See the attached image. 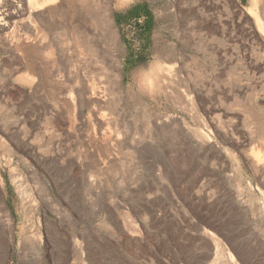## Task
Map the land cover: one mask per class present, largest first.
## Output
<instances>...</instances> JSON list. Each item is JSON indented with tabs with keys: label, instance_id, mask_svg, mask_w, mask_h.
Segmentation results:
<instances>
[{
	"label": "rangeland",
	"instance_id": "obj_1",
	"mask_svg": "<svg viewBox=\"0 0 264 264\" xmlns=\"http://www.w3.org/2000/svg\"><path fill=\"white\" fill-rule=\"evenodd\" d=\"M101 1H57L46 22L39 23L34 15L40 11L30 14L20 10L15 26L5 33V43L0 41V196L14 223L13 230L0 224V264H226L222 251H214L203 232L211 233L229 249L231 245L238 264H264V129L256 131L264 121V46L250 45L249 37L254 35L246 34L247 24L254 28L253 19L259 17L257 8L264 0H214L215 6L210 0H110L117 46L107 45L104 29L93 20ZM2 3L9 10L8 1ZM27 22L33 28H28ZM26 28L45 36L41 44L45 51L39 55L42 64H37L45 67L49 77L38 87L27 81L23 71L4 81L10 52L32 53L33 42L21 37ZM74 31L80 32L75 35L85 42L93 37L96 51L76 45ZM254 37H259L256 31ZM172 46L183 56L176 69L167 71L166 78L161 75L173 66L167 60ZM112 57L121 64L120 82ZM167 80L168 85L164 83ZM5 87L12 101L4 100ZM92 87L104 102L94 109L82 101L84 92ZM164 88L182 97L192 94L200 108L199 120L215 114L221 126H231L233 136H227L228 142L224 138L223 143L219 141L216 136L222 134L212 128L214 124L209 133L185 107L174 104ZM67 90L74 92L71 97ZM198 98L216 112L208 108L205 113ZM70 100H75V106ZM54 115L80 118L74 129L70 128L68 139L54 135L62 132H51ZM174 119L187 124L191 133L199 128L210 134L212 145L223 149L227 163L221 174L211 156L198 159L184 143L181 146ZM163 124L168 126L161 130L158 126ZM100 130L104 133L101 138ZM114 131L124 133V137L119 134V153L107 146ZM83 133L94 137L90 136L93 146L88 147L86 141L82 144L87 138ZM75 136L78 139L74 140ZM257 153L262 172L256 175L246 159ZM164 161L178 166L177 184L165 176ZM29 169L41 179H32ZM12 174L31 190L40 184L43 198L32 190L38 203L33 209L21 203ZM191 189L201 190L203 201L212 194L213 201L203 209L204 202L197 206L189 203ZM71 228L76 230L73 233L81 256L73 254L67 241L65 259V246L59 242ZM33 235H39L43 252L31 244Z\"/></svg>",
	"mask_w": 264,
	"mask_h": 264
},
{
	"label": "bare ground",
	"instance_id": "obj_2",
	"mask_svg": "<svg viewBox=\"0 0 264 264\" xmlns=\"http://www.w3.org/2000/svg\"><path fill=\"white\" fill-rule=\"evenodd\" d=\"M2 1L4 2V1H8V4H9V10L8 9H4L3 8V6L2 5H4L3 3H2ZM15 0H0V41L1 42H4L5 43V41H6V36H5V33L7 32V31H9L11 28H13L14 26H15V20L18 18V16H20L21 14H20V10H22V11H26L27 13H32V12H36V11H40L37 15H34V18H35V21L37 22V23H39L40 22V20H45V22H46V19H47V17L50 15V13L53 11L52 10V8H50V7H53V5H55V2H57V1H62V0H42L41 2H38L37 0H23L22 2H18V3H16V2H14ZM217 1V0H216ZM219 1V0H218ZM220 1H222V0H220ZM225 0H223V2H224ZM234 1V0H233ZM235 1H237V0H235ZM102 2V6L100 7V11L98 10V12H97V15L95 16L94 15V19L93 20H95V21H97L98 22V24H99V26L100 27H102L103 29H104V31H105V37H106V43H107V45L109 46H111V45H113V46H117V45H119V37H118V33H117V28H116V25H115V23H114V17H113V12H112V8H111V4H110V0H102L101 1ZM210 2H211V4H212V6L214 5L215 6V3L216 2H214V0L212 1V0H210ZM254 2H255V0H254ZM1 3H2V5H1ZM58 3V2H57ZM89 3V2H88ZM87 3V4H88ZM217 3H219V2H217ZM90 4V3H89ZM202 4V3H201ZM221 4H222V2H221ZM219 5V4H218ZM90 6V5H89ZM92 6V5H91ZM237 6V5H236ZM259 6V5H258ZM93 7V6H92ZM91 7V8H92ZM63 8V7H62ZM198 8V7H197ZM88 9V8H87ZM258 9V14H259V17H254V28L253 27H251V26H249L248 24L246 25V34H248V35H254L255 36V31L258 33V35H259V37L258 38H255L254 36L253 37H249L250 38V40H251V42H249L250 43V45H253L254 46V44H255V42L256 43H258V44H260L259 46H261V45H263L264 46V5H261V6H259V8H257ZM52 10V11H51ZM94 10V9H93ZM198 10V9H197ZM88 11V10H87ZM198 11H200V10H198ZM238 11H240V10H238ZM238 11H237V13H238ZM92 12H94V11H91V14H93ZM202 12V11H201ZM241 12V11H240ZM239 12V13H240ZM236 13V12H235ZM239 13L237 14V15H239ZM243 14V13H242ZM242 14H240V15H242ZM236 15V14H235ZM82 17V16H81ZM85 17V16H84ZM49 19V18H48ZM242 19V18H241ZM44 20H43V22H44ZM222 21V20H221ZM213 22H215V21H213ZM216 23H217V21H216ZM219 23V22H218ZM216 24V26H217V28H219L218 26H219V24ZM231 23H233V21L231 22ZM235 23V22H234ZM27 26H28V28H33V24L31 23V22H27ZM97 24V23H96ZM246 24V23H245ZM206 25V24H205ZM214 25V24H213ZM41 26V28H42V30L44 29H46L45 27H43V24H41L40 25ZM233 26V25H232ZM235 26V25H234ZM215 27V26H214ZM28 28H26V31L25 32H23L22 33V38H23V40H25V41H31V42H33V46H32V53L29 55V56H24V55H22L21 53H19V52H10V66L8 67V69L7 70H4V72H5V76H4V81H5V83H7V81H8V79H10V77L12 76V75H14V74H17V73H20L21 71H23L24 73H25V75H26V78H27V81L31 84V85H35V87H38V86H40V84L44 81V78L45 77H49V75H47V74H45V67H41L39 64H37V63H41L42 64V60L41 59H39L40 57H42L43 55V53H44V51H45V48H43V47H45V46H41V44H42V41L44 40V38H45V36L43 35V34H41V35H36V34H34L33 33V31H30ZM73 28V27H72ZM221 29H222V27H220ZM28 29V30H27ZM74 29V28H73ZM79 29V28H78ZM234 29V28H233ZM41 30V31H42ZM95 30V29H94ZM81 31V30H80ZM220 31H222V30H220ZM42 33H44V32H42ZM75 33H80V32H76V31H74V35L72 36L73 37V41H75L76 43V45H80V46H85V48L87 49V50H89V51H92V52H95L96 51V49H95V46L96 47H98V45L96 44V42H95V39H93V37L92 38H90V39H88V40H86V42L84 41L85 40V38H82V39H84L83 41L81 40V38L79 37L80 35H75ZM233 33V32H232ZM81 34V33H80ZM85 34V33H84ZM87 35V34H86ZM87 37V36H86ZM230 37V36H229ZM236 37V36H235ZM89 38V37H88ZM232 38V37H231ZM255 38V39H254ZM98 41V40H97ZM102 40L101 39H99V41L97 42L98 44H100V42H101ZM74 44V43H73ZM258 44H256L255 46H258ZM47 49V48H46ZM116 50V49H115ZM87 53H88V51H87ZM89 54V53H88ZM87 54V55H88ZM92 54V53H91ZM90 54V55H91ZM39 55H42V56H39ZM181 55L182 54H180V52L178 53L176 50H175V48H174V46H172V48H171V51H170V53L168 54V56H167V60L168 61H170L172 64H173V66H171V68L169 67L167 70H165V72H163V75H161V76H164V75H166V73H167V71H172V70H174V69H176L175 67L177 66V64L178 63H180L181 62ZM264 55V54H263ZM183 56V55H182ZM227 56V55H226ZM116 58V57H115ZM233 58V57H232ZM112 63L115 65H113L114 66V68H115V72H116V78L118 79V81L120 80V78H119V74L121 73L120 71V61H119V59H114L113 57H112ZM255 60V59H254ZM250 61V60H249ZM248 61V62H249ZM257 61V60H256ZM253 62V61H252ZM249 64H251V62H249ZM257 65V64H256ZM263 65V64H262ZM43 66V65H42ZM51 71V70H50ZM162 73V72H161ZM165 73V74H164ZM173 73V72H172ZM255 73V72H254ZM52 76V75H51ZM54 77H56V76H54ZM164 77H166V76H164ZM34 78H36V81L34 80ZM162 79H163V77H161ZM167 78V77H166ZM163 80H165V79H163ZM117 81V80H116ZM120 82V81H119ZM159 82V81H158ZM161 82H164V81H161ZM160 82V83H161ZM164 83H166L167 85H168V80H167V82H164ZM164 87H166L165 86V84H164ZM167 88V87H166ZM92 89V90H91ZM90 90H87V91H85L84 92V94H83V99H82V101H84L83 103H85L86 105H89V106H91L92 108L93 107H95V106H98V105H102L104 102H103V100H100V96L98 95V94H96L95 93V90L93 89V87L91 88ZM85 90V89H84ZM83 90V91H84ZM167 90H168V88H167ZM165 88H164V91L166 92V95L168 94V97H169V99L171 100V101H173V103L175 104H177L178 106L179 105H181V106H183V107H185L186 108V111L188 110L189 111V113L190 114H188V115H191L190 117L192 118V119H196V120H199V115H198V110L200 109H198L197 108V105H196V103H195V98H194V96L192 95V94H187V93H185L184 92V94H187L188 96L187 97H182L180 94H175L176 93V91H175V93H172V92H169V91H167ZM68 91V90H67ZM71 90L70 91H68L67 92V96H69V97H71ZM97 92V91H96ZM182 92V91H181ZM72 93H74V92H72ZM183 94V93H182ZM228 94V93H227ZM233 94V93H232ZM76 95V94H75ZM196 97H197V95H195ZM236 96V95H235ZM4 100H10V101H12V99H11V96H10V94L8 93V90H7V87H5V93H4ZM236 98V97H235ZM71 99V98H70ZM97 99L98 100H100V101H97ZM184 99V102L182 101ZM203 99H204V97H203ZM199 100H202V99H199L198 98V101L197 102H200ZM234 100V99H233ZM71 101V100H70ZM75 102V100H72L71 102H72V104L74 105V102ZM204 103H206V102H204ZM203 103V100H202V104H200L202 107V109L203 110H205V113L207 112L206 111V109H213V108H210V107H207L206 106V104H204ZM235 103H236V101H235ZM77 104V103H76ZM208 104V103H207ZM104 105V104H103ZM205 105V106H204ZM75 106V105H74ZM238 106V105H237ZM99 107V106H98ZM212 107H213V105H212ZM180 108H182V107H180ZM219 108V107H218ZM94 109V108H93ZM182 109H184V108H182ZM217 109V108H216ZM238 109V108H237ZM185 110V109H184ZM203 110H201V111H203ZM213 112H216L215 111V109H213L212 110ZM228 111V110H227ZM188 113V112H187ZM204 113V114H205ZM208 114V113H207ZM206 114V115H207ZM229 114V113H228ZM211 115V116H210ZM223 115V114H222ZM224 116V118L225 117H227V115H223ZM94 117H96L95 115H94ZM98 117V116H97ZM230 117V116H229ZM228 117V118H229ZM202 117H200V122H202V124H203V126L206 128V130L208 131H210L211 132V129H210V125L211 124H214L215 126L214 127H212V128H215L216 129V131L218 130L219 132H221V134L222 135H219L218 134V136H216V138L219 140V141H221L222 143H223V139L222 138H224V139H226V141L228 142V139H227V136H228V138H229V136H230V138L233 136V135H231L229 132H231V130L229 129L230 127L229 126H227V127H223V126H221V119L219 118V116H217V115H213L212 113H210L209 114V117H206V118H202ZM251 118H252V120H255V121H257V119L253 116V114H251ZM100 119V118H99ZM226 119V118H225ZM234 119V118H233ZM22 120V119H21ZM79 121L80 120V118H77V119H74V118H64V117H62V116H58V115H54V116H52L51 117V119H50V122H51V125H52V127H51V132H53V133H58V132H62V133H60V134H54L55 136H57V137H60L61 138V136H63V137H65V139H68L69 138V131H71L70 130V128H73V125H74V123L76 122V121ZM246 120H248L247 118H246ZM77 121V122H78ZM82 121V120H81ZM98 121V120H97ZM102 121V120H101ZM198 121V122H199ZM19 122V121H18ZM21 122V121H20ZM49 122V123H50ZM80 122V121H79ZM172 122H173V127H174V129H175V132H176V130L178 131V133H179V135H180V137H181V142H182V147H183V143H184V145L187 147L186 149H188L189 151H190V153H197L198 155L197 156H199L198 157V159H200L202 156L204 157V156H206V154L208 155V156H211L212 157V159L213 160H215V162L217 163V165L219 166L218 167V172L220 173V171L222 172L223 171V168H225L224 166H225V163H227V162H225V160H224V153L222 152V150L218 147V146H216V145H212V143H213V138L211 137V135L210 134H208V133H206L205 131H201L199 128H198V130L199 131H197L196 130V133H191V131L189 130V127L187 126V124H185L183 121H175V119L174 120H172ZM253 122V121H252ZM19 124V123H18ZM17 124V125H18ZM81 124L83 125V121L81 122ZM81 124H80V126H78L79 128H81ZM201 124V125H202ZM20 125V124H19ZM100 125V124H99ZM99 125H98V127H99ZM105 126H106V124H104ZM233 125V124H232ZM24 126V125H23ZM168 125H166V124H163V126L162 127H160V126H158L161 130H163V129H165L166 127H167ZM213 126V125H212ZM18 127H21V126H18ZM17 127V131H19V130H21V128L19 129ZM248 127V126H247ZM77 128V127H76ZM79 128H77V129H79ZM116 128V127H115ZM170 128V127H169ZM74 129V128H73ZM82 129H85V128H83L82 127ZM263 129H264V121L262 120V123H261V125H260V127H259V125H258V130H256V131H258V132H260V130H262L263 131ZM3 130H5V129H3ZM10 130V129H9ZM87 130H88V128H87ZM159 130V129H158ZM160 130V131H161ZM22 131V130H21ZM74 131V130H73ZM165 131V130H164ZM163 131V132H164ZM169 131H170V129H169ZM208 131V132H209ZM232 131H234V130H232ZM7 132V131H6ZM5 132V133H6ZM9 132V131H8ZM76 132H77V130H76ZM82 132H85V131H82ZM209 132V133H210ZM238 132V131H237ZM257 132V133H258ZM4 133V134H5ZM21 133V132H20ZM165 133V132H164ZM169 133V132H168ZM177 133V134H178ZM228 133H229V135H228ZM256 133V134H257ZM22 134V136H24L23 135V133H21ZM77 134V133H76ZM82 134V133H81ZM86 133H83V135L84 136H86L85 135ZM103 134L104 133H102L101 132V130H100V132L98 133V137H100V136H103ZM119 134L122 136V137H124L123 135H124V133H120V132H118V131H114V135H113V137L112 138H110V140H106V141H108L107 142V146L110 148V149H112V151L114 150V152H116V153H119L118 152V149L121 147V140H119ZM237 134V133H236ZM16 136H17V134H16ZM72 136V135H71ZM82 135H80V137H81ZM91 136V135H90ZM90 136L89 135H87L86 137V139H83L82 140V144L84 143V141H86V143H87V145H88V147H90L89 145L91 144V140H93L92 138H94V137H92V138H90ZM14 137H15V135H14ZM79 137V138H80ZM170 137V136H169ZM174 137H176V136H174ZM174 137H173V139H174ZM15 138H18V139H20L19 137H15ZM83 138H85V137H83ZM96 138V137H95ZM101 138V137H100ZM235 138V137H234ZM8 139V142H9V138H8V135L6 134V136H5V138H4V141L6 142V140ZM23 140H24V138H22ZM72 139H73V137H72ZM75 139H78V136L76 137H74V140ZM108 139V138H107ZM215 139V138H214ZM13 140V139H12ZM95 140V139H94ZM179 140V139H178ZM218 140H217V142H218ZM238 140V139H237ZM264 140V139H263ZM69 141H71L70 139H69ZM100 141V140H99ZM99 141H96V142H99ZM180 141V140H179ZM11 142V141H10ZM16 142H17V140H16ZM71 142H73V141H71ZM70 142V143H71ZM74 142H77V140L76 141H74ZM73 142V143H74ZM165 142H167V141H165ZM7 143V142H6ZM18 143H20V142H18ZM23 143V142H22ZM94 143H95V141H94ZM264 143V142H263ZM10 144V143H9ZM12 144V143H11ZM14 144V146H15V143H13ZM21 144V143H20ZM25 144V143H24ZM23 144V145H24ZM27 144V143H26ZM81 143H80V145H82ZM85 144V143H84ZM100 144V143H99ZM216 144V143H215ZM221 144V143H220ZM230 144V143H229ZM237 144V143H236ZM22 145V146H23ZM92 146H93V144H91ZM123 145V144H122ZM218 145V144H217ZM20 146V145H19ZM26 146V145H25ZM24 146V147H25ZM98 146H100V145H98ZM106 146V145H105ZM104 146V147H105ZM179 147L180 149H182V147ZM224 146V145H223ZM237 146V145H236ZM23 147V148H24ZM82 147V146H81ZM108 147H106V148H108ZM166 147V146H165ZM174 147H175V145H174ZM21 148V147H20ZM99 149L101 148V147H98ZM108 148V149H109ZM19 149V148H18ZM108 149H106V151L108 150ZM103 150L105 151V149L103 148ZM121 150V149H120ZM168 150V149H167ZM170 150V149H169ZM168 150V151H169ZM185 150V149H184ZM87 151V150H86ZM97 151V150H96ZM101 151V153H102V150H100ZM108 151H110V150H108ZM107 151V152H108ZM182 151V150H181ZM95 152V151H94ZM123 152V151H122ZM177 152V151H176ZM10 153V152H9ZM100 153V154H101ZM104 154H105V152H103ZM110 153H111V151H110ZM167 153V152H166ZM189 153V154H190ZM13 154H14V152H13ZM13 154H11V155H13ZM164 154H165V152H164ZM188 154V155H189ZM258 155H259V153H257ZM256 154V155H257ZM10 155V156H11ZM93 155V154H92ZM96 155V154H95ZM166 155V154H165ZM164 155V156H165ZM168 155V154H167ZM181 155H184V154H181ZM185 155H187V153L185 154ZM184 155V156H185ZM255 156V158H252V157H248L247 159H246V163H247V165L249 166V168L251 169V172L253 173V174H260V172H262V170H260L259 168H258V163H259V161H260V159H261V155H259V156ZM70 156V155H69ZM107 157L109 156V154H107L106 155ZM111 156H115L113 153H111ZM184 156H183V158H184ZM193 156V155H192ZM192 156H190V157H192ZM196 156V155H195ZM161 157V156H160ZM165 157H168V156H165ZM264 157V156H263ZM106 158V157H105ZM169 158V157H168ZM174 158V157H173ZM205 158H207V157H205ZM209 158V157H208ZM80 159V158H79ZM108 159V158H107ZM211 159V158H210ZM64 160V159H63ZM168 160V159H167ZM166 160V161H167ZM193 160V159H192ZM81 161L83 162L82 164L83 165H81L82 167H84L85 168V161H84V159H81ZM166 161H164V162H162V163H164V164H161V165H163L162 166V168H163V172H164V174H165V176H171L170 178H173V180L172 181H174V179L176 178H174V176H175V174L177 173V171H178V166L177 165H175V166H171L170 165V161L169 162H166ZM176 161V160H175ZM191 161V160H190ZM195 161V160H194ZM207 161V160H206ZM208 161H209V159H208ZM7 162H9V163H7V164H10V166H11V160L9 159V157H8V161ZM22 162H24V161H22ZM96 162V161H95ZM105 162V161H104ZM103 162V163H104ZM204 162V161H203ZM211 162H213V161H211ZM91 163V162H90ZM92 163H93V161H92ZM101 163V162H100ZM103 163H101V164H103ZM215 163V164H216ZM75 164V163H74ZM106 164V163H105ZM209 164V163H208ZM77 165V164H76ZM75 165V166H76ZM172 165H173V163H172ZM201 165V164H200ZM202 165H203V163H202ZM207 165V164H206ZM206 165H204V166H206ZM214 165V164H213ZM72 166H74V165H71L70 167H72ZM80 166V165H79ZM87 166H88V164H87ZM177 166V167H176ZM82 167H80V169L82 168ZM92 167V166H91ZM171 167H172V169H171ZM208 167V166H207ZM209 167H211L212 168V165L210 164V166ZM214 167V166H213ZM217 167V166H216ZM94 168H96V166L94 167ZM77 169V168H76ZM210 169V168H209ZM263 169V168H262ZM71 170H72V172H74L73 170H74V167H73V169L71 168ZM202 170V169H201ZM204 170V169H203ZM12 171V170H11ZM10 172V171H9ZM31 176H32V179H34L35 181H37L38 179H41V176H40V174H38V173H36V172H34V171H32L31 169H29L28 171H27ZM203 172V171H202ZM214 172H216V171H214ZM213 172V173H214ZM11 173H13V172H11ZM89 174V173H88ZM164 174H162V175H164ZM221 174V173H220ZM13 175V174H12ZM11 175V180H12V184H13V186H14V188H15V190H16V192L18 193V195H19V197L21 198V203H23V205L25 206H28V208H30L29 206H31V208L30 209H33L38 203L36 202V199H35V197H34V193H33V191L32 190H34L35 189V191L37 192V194H38V196H39V199L40 200H42V198L40 197V191H42L39 187H40V184L38 183V185L34 188V189H29V187L26 185V184H23L22 182H20L18 179H17V175H13L12 176ZM73 175V174H72ZM177 175V174H176ZM160 176H161V174H160ZM216 176V175H215ZM261 176V175H260ZM262 178V177H261ZM14 179H16V180H14ZM177 179V178H176ZM175 179V180H176ZM164 180V179H163ZM257 180H259V178L257 179ZM263 179H261V181H262ZM171 181V182H172ZM221 181V180H220ZM169 182V181H168ZM176 181H174V183H175ZM178 182H176V184H177ZM42 184V183H41ZM0 185H2V182H1V180H0ZM3 186V185H2ZM1 186V187H2ZM239 186V185H238ZM1 189V188H0ZM45 189V188H44ZM44 193H46L47 194V191L46 192H44ZM200 193H201V190H194V189H191L190 190V197H188V201H189V203H191V204H202L203 202H204V204H203V206H202V209H203V207L205 206V204H208V202H210L211 200L213 201V197L209 194V195H207L208 197L206 198V200H202L201 198H200ZM48 201H50V200H48ZM187 201V202H188ZM195 206H197V205H195ZM201 206H200V208H201ZM23 207V206H22ZM53 207V206H52ZM206 207V206H205ZM204 207V208H205ZM209 207V206H208ZM199 208V210H201ZM26 210V209H25ZM206 210V209H205ZM204 210V211H205ZM0 212H2V216H0V224H4L5 225V227H6V229H7V227H8V230L10 229V230H13V226H14V223H13V219L10 217V215H9V212H8V208H7V205H6V203H5V200H4V198L3 197H1L0 196ZM24 214V213H23ZM22 215V214H21ZM28 215V214H27ZM26 215V216H27ZM45 218V217H44ZM187 218V217H186ZM59 219V218H58ZM60 220V219H59ZM187 220H188V218H187ZM191 223H194L192 220H189ZM188 221V222H189ZM24 222V221H23ZM41 222V221H40ZM45 222V221H44ZM30 224V223H29ZM28 224V225H29ZM1 225V226H2ZM55 226V225H54ZM76 227V226H75ZM28 228H29V226H28ZM4 230V229H2V230H4V231H7V230ZM53 230V229H52ZM73 230H75V228H71V229H69L68 230V233L66 234V235H64V237L62 236V235H60V236H62V238H61V240H60V242L59 243H61V245H62V248L64 247V253L62 254V256H64V258L65 257H67V256H65L66 255V249H67V246L65 245L66 244V242L67 241H69V243H71L72 244V251H73V254L75 255H78V256H81V251H80V247H79V243H78V240L77 239H75V235H74V233H73ZM76 231V230H75ZM9 232V231H8ZM1 233V232H0ZM37 233V232H36ZM203 234L205 235V236H207L209 239H210V242H211V246H212V249L214 250V251H217V249H220L221 251H222V255H221V257L225 260V263L226 264H238V262L235 260V258H234V255L232 254V252H234L235 250H234V248L230 245V249L228 248V247H226V245H224V244H220L219 243V240L218 239H216V238H214V236L211 234V233H209V234H207L206 232H203ZM0 236H1V234H0ZM34 236V235H33ZM30 236L28 235L27 236V238H29ZM25 238V237H24ZM31 238V237H30ZM58 239V238H57ZM9 240V239H8ZM24 241H25V239H23ZM27 241H25V242H28V239H26ZM33 240V242L31 243V244H33V246H36L39 250H42V252H43V246L41 245V243H40V240H39V235H36V236H34V237H32V239H31V241ZM7 241V240H6ZM12 241V240H11ZM24 241H22V242H24ZM31 241H29L27 244H29ZM2 242L3 241H1L0 240V249H2L1 248V244H2ZM8 243V242H7ZM6 244V243H5ZM10 244H11V242H10ZM31 244H30V246H31ZM4 248V247H3ZM6 248H7V246H6ZM66 248V249H65ZM45 250V249H44ZM3 250H0V252H2ZM220 251V252H221ZM5 252H6V250H5ZM49 253V252H48ZM3 254V253H2ZM53 254V253H52ZM6 256H8V255H6ZM51 257H52V255H50ZM54 256V255H53ZM59 256H61V255H59ZM236 256V255H235ZM55 257V256H54ZM4 258V257H3ZM56 258V257H55ZM62 258V257H61ZM64 258H62V259H64ZM66 259V258H65ZM220 259V258H219ZM5 261H6V259H5ZM65 261V260H64ZM214 261V260H213ZM212 261V262H213ZM62 263V262H61Z\"/></svg>",
	"mask_w": 264,
	"mask_h": 264
}]
</instances>
